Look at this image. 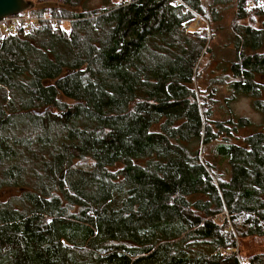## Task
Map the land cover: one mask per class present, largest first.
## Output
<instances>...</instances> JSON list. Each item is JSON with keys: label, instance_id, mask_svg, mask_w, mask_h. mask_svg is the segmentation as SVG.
I'll return each instance as SVG.
<instances>
[{"label": "trees", "instance_id": "16d2710c", "mask_svg": "<svg viewBox=\"0 0 264 264\" xmlns=\"http://www.w3.org/2000/svg\"><path fill=\"white\" fill-rule=\"evenodd\" d=\"M36 1L63 7L33 15L72 20L0 37V264H240L211 254L234 247L213 216L226 208L240 237H264V133L217 147L230 178L215 183L201 147L234 120L203 122L205 32L186 33L170 0L89 14L74 9L85 0ZM248 15L260 26L233 28L230 87L264 111V4L237 0L235 20Z\"/></svg>", "mask_w": 264, "mask_h": 264}, {"label": "rangeland", "instance_id": "374dc122", "mask_svg": "<svg viewBox=\"0 0 264 264\" xmlns=\"http://www.w3.org/2000/svg\"><path fill=\"white\" fill-rule=\"evenodd\" d=\"M31 1L34 2L35 8L45 7L37 4L36 2L38 1L36 0ZM85 1L86 4L84 6H77L74 9L78 12L84 11L87 14L95 9V13H97L98 9H101L105 5L109 3L117 4L121 0ZM236 1L223 0L221 3H214L213 0H203V3L207 4L203 5L201 3L206 11V19L209 22L210 29L209 33L205 30L202 31L205 32L206 43L196 63L193 77V88L196 97L199 98L204 124L206 125L208 122H224L231 118L234 120V127L233 124H225L227 131L230 133H226L223 130L220 131L213 125L212 131L217 135L216 140L210 141L207 144L204 143L201 147L200 159L206 164L207 170L212 174L214 181L217 183L220 180L227 181L230 178V167L227 159L215 152L217 147L219 145H228L229 143L240 145L243 142V138L249 134L254 132L264 133V111L257 109L252 96L235 95L230 87V82L235 79L233 65L237 61L238 54L233 28L234 26L238 27L239 24L241 26L250 25L255 28L260 26L259 20L251 15L242 20H235ZM33 9L25 11L30 13L29 11ZM65 19L67 20L63 21L64 25H68L72 20L70 17ZM185 32L187 33L188 31L185 30ZM254 79L260 85L257 99L260 100L264 108V77L256 75ZM207 159L213 162V167L208 164ZM226 210L229 215V222L232 225V230L228 229L227 232L234 239V247L230 249L220 247L219 249L221 250L218 253L222 256H228L234 252L240 264H249L252 256L264 253V237H240L233 223L232 214L228 209ZM224 223L218 221L219 225L224 226ZM223 250L224 252H221ZM215 251L211 254H215ZM208 252H211V250Z\"/></svg>", "mask_w": 264, "mask_h": 264}, {"label": "built area", "instance_id": "2783aa9c", "mask_svg": "<svg viewBox=\"0 0 264 264\" xmlns=\"http://www.w3.org/2000/svg\"><path fill=\"white\" fill-rule=\"evenodd\" d=\"M246 1L257 6L264 4V0ZM170 5L178 8L180 12L187 14L188 19L182 23L183 29L189 33H200L204 30L209 33L210 27L206 17L202 13L193 9L184 0H170ZM65 20L67 19L64 17L36 16L31 13H27L26 11L19 12L0 19V37L5 38L13 36L18 32H30L38 29L42 23H49L52 27H57L59 23H63ZM225 219L226 222L224 223ZM213 220L217 224L218 221H222L226 230H232V225L229 222V215L226 208L215 214L213 216ZM219 250L221 249L218 248L215 253L219 252ZM221 252H224V250Z\"/></svg>", "mask_w": 264, "mask_h": 264}, {"label": "water", "instance_id": "95a60500", "mask_svg": "<svg viewBox=\"0 0 264 264\" xmlns=\"http://www.w3.org/2000/svg\"><path fill=\"white\" fill-rule=\"evenodd\" d=\"M34 2L31 0H0V19L8 16V15H13L25 10H29L34 7ZM45 7H63V5H51V4H46L43 5Z\"/></svg>", "mask_w": 264, "mask_h": 264}]
</instances>
